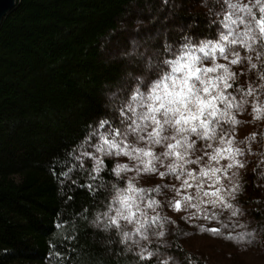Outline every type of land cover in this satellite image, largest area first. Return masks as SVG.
<instances>
[{
	"label": "trees",
	"instance_id": "obj_1",
	"mask_svg": "<svg viewBox=\"0 0 264 264\" xmlns=\"http://www.w3.org/2000/svg\"><path fill=\"white\" fill-rule=\"evenodd\" d=\"M17 3L0 28V264H160L169 257L179 264H188L186 257L202 264L178 235L168 238L170 247L151 245L149 250L160 255L141 262L135 255L139 249L128 252L115 233L94 227L93 205L104 194L94 197L87 171L75 167L70 154L90 126L103 119L118 122L116 109L125 93L130 96L137 78L147 76L149 63L166 58V44L205 35L222 17L221 7L216 0ZM135 9L149 12L160 33L136 49L109 53L108 41ZM237 83L247 87L249 76ZM236 118L254 125L239 139L245 167L236 203L248 211L247 223L258 228L263 244L264 124L250 107ZM254 127L261 129L258 135ZM115 163L106 159L109 170ZM90 168L89 161L85 169Z\"/></svg>",
	"mask_w": 264,
	"mask_h": 264
},
{
	"label": "snow or ice",
	"instance_id": "obj_2",
	"mask_svg": "<svg viewBox=\"0 0 264 264\" xmlns=\"http://www.w3.org/2000/svg\"><path fill=\"white\" fill-rule=\"evenodd\" d=\"M216 4L223 15L211 22L208 32L166 44V58L149 63L147 76L137 78L130 96L125 93L116 109L118 122L103 119L90 126L78 150L70 154L73 165L87 171V188L94 197L104 194L99 205H93V226L115 233L128 252L139 249L135 255L141 262L160 255L141 241L149 235L163 237L160 229L171 223L158 212L162 205L157 197L166 188L176 196L183 194L187 206L197 207L196 200L211 209L231 210L232 217L239 215L231 201L240 188L232 183L237 173L230 170L245 167L239 159L245 151L236 146L232 126L240 123L236 116L249 107L255 120L264 119V0H216ZM221 59L225 63H219ZM246 74L249 85L242 87L237 81ZM119 157L129 162H117L109 170L106 159ZM89 161L91 168L85 169ZM105 172L111 180L103 179ZM130 172L136 177L126 179ZM140 175L172 177L180 186L139 187L134 180ZM168 206L179 212L181 200L168 201ZM204 219L218 221V215L211 211ZM200 231L221 233L218 228L201 227ZM245 235L253 234L242 232L226 239L241 240ZM186 260L191 264L190 257ZM160 264L176 262L169 257Z\"/></svg>",
	"mask_w": 264,
	"mask_h": 264
},
{
	"label": "rangeland",
	"instance_id": "obj_3",
	"mask_svg": "<svg viewBox=\"0 0 264 264\" xmlns=\"http://www.w3.org/2000/svg\"><path fill=\"white\" fill-rule=\"evenodd\" d=\"M244 1L245 3L248 2V0ZM133 11L134 14L122 23L120 32L108 41L107 50L109 53L123 54V49L126 46H133L136 49L141 43L156 37L160 33V28H156L155 21L150 19L151 14L149 12H143L139 9ZM218 62L225 63L222 59ZM261 121L260 124H264V120L261 119ZM253 126V121H248V124L240 122L235 125L233 135L236 146H239V139L241 137L249 135V130L246 127L252 128ZM260 131L261 129L259 131L255 129L253 133L258 135ZM115 160L121 164L129 162L125 157H119L118 160ZM221 163L224 164L226 162L222 161ZM160 170L163 171V169ZM241 171L242 168H233L230 170V172L237 173L232 178V183L237 184L240 190V184L242 183ZM134 177H136V173L130 172L127 174L126 179H133ZM134 183L143 188H155L157 185L163 184L180 186V182L174 178L169 177L167 180H162L158 175H140L134 180ZM222 183L231 186L228 180H222ZM188 192L193 196L195 195L193 189H189ZM157 199L162 205L158 209L159 216L165 218V220H170L171 223H165L164 227L160 229L165 233L163 237L149 235L148 240H142L141 243L146 247L158 243L167 244L169 242L168 238L178 235V239H180L183 247L191 254L196 255L202 264H264V243L262 244V239L258 235L259 230L258 228L252 227V223H247L249 220L246 219V216L249 213L236 203V199L231 201L234 209L239 211V215L236 217L231 216V210L220 208L211 209L209 205L200 204L196 200L193 203H196L198 205L197 207L187 206L183 200V194L176 196L173 191L167 188ZM177 199L181 200V211L179 212L175 211L174 207L168 206V201L174 202ZM211 211H214L218 215V221L204 219V216ZM149 215L151 216L153 213L149 211ZM224 224H228V227H223ZM241 224L246 225V227L242 229L240 227ZM201 227L218 228L221 230V233L215 235L211 232H201ZM242 232H251L253 235H245L241 240L226 239L229 235L237 236ZM167 246L170 247L169 244ZM174 260L176 264H179L176 259Z\"/></svg>",
	"mask_w": 264,
	"mask_h": 264
},
{
	"label": "water",
	"instance_id": "obj_4",
	"mask_svg": "<svg viewBox=\"0 0 264 264\" xmlns=\"http://www.w3.org/2000/svg\"><path fill=\"white\" fill-rule=\"evenodd\" d=\"M20 0H0V28L6 16L17 6Z\"/></svg>",
	"mask_w": 264,
	"mask_h": 264
}]
</instances>
